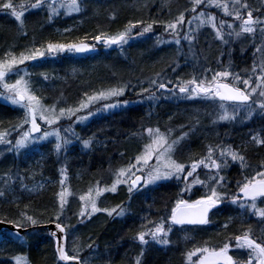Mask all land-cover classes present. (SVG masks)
<instances>
[{
	"label": "trees",
	"instance_id": "16d2710c",
	"mask_svg": "<svg viewBox=\"0 0 264 264\" xmlns=\"http://www.w3.org/2000/svg\"><path fill=\"white\" fill-rule=\"evenodd\" d=\"M13 2L19 4L21 0ZM32 2L34 3V0ZM179 5V11L169 10L177 9ZM250 5H258V2H250L249 7L254 9ZM190 6L191 3L187 4V0H83L81 12L67 16L61 12L51 21L43 8L28 10L23 17V29L10 13L0 11V20H3L0 21L2 37L6 31L3 23H10L12 27L9 34L13 35V39L15 36L29 39L28 46L24 42L15 47L19 42L13 40L9 46L2 43L4 47H15L11 50L16 54L33 47H46L48 42H91L94 35L100 32L116 34L129 22L143 21L147 24L156 21L152 30L142 36L136 35L141 31L138 24L132 32V39L122 46L105 47L101 44L98 51L90 55H75L69 52L57 56L46 55L38 58L40 65L32 66L31 61H26L20 66L33 69L27 78L34 79V86L36 82H40L36 90L37 96L41 97L43 104L47 102L46 97L48 102L55 103L57 109L76 107L85 93L92 94L125 84L128 85L125 94L118 99L129 103H121L119 107L98 118L77 124H73L75 118L63 120L69 122L66 125H69L76 135L72 137L73 143L58 155L53 150L54 147L52 148V142H35L18 153L10 151L8 146L7 149H1L0 145V191L4 192V195L0 196V219L16 224L21 221V213H26L37 220L35 225L54 220L59 207L57 194L61 190L58 164L62 162L67 169L66 184L72 195L59 222L63 223L67 230L78 231L74 236L83 244L79 256L85 264H136L134 256L138 254L141 256L140 264H186L185 253L194 247L203 246L205 242L219 246L227 237L241 234L248 228L252 229L254 237L264 233V220L225 200L211 212L209 224L182 227L190 231V238L185 239L186 236H182L181 227L173 226L167 236L168 244H161L146 237L149 242L141 245L134 237L142 230L141 225L146 223V219L158 221L170 214L183 186L176 180L175 185L163 183L148 190V194L134 190L125 195L127 185L118 186L115 193H104L103 197L107 198L108 202L100 208L122 205L126 209L122 217L108 216L104 212L81 217V205L73 210L68 209L71 199L84 194L90 186L97 183L98 178L109 179V182L99 181L101 186L111 185L110 178L115 170L133 160L146 143L139 142L138 138L142 130L148 127H158L162 132L171 129L173 139L180 136V130L194 132L190 138L180 143L175 154V158L184 163H189L190 158L203 156L208 145L217 144L231 145L240 151L252 168H258L264 162V145H257L251 139L252 135L257 133L264 138V113H256L251 119L243 121L218 120L219 110L214 109L218 101L177 98L165 95L156 86L150 88V93H154L156 99H148L149 93H142V89L150 87V81L153 79L167 82L168 86L175 89L178 81H187L197 76L193 63L179 60L177 49L166 44V36L169 33H166L164 28L165 23L174 20ZM207 11L219 15L215 8ZM188 15L186 13V18ZM26 22L36 26L34 33V27L28 29ZM36 23H42L41 30ZM206 30L208 33L203 44L199 45L200 52L197 51V54L208 68V76L224 70L229 64L232 69L240 71L241 75L245 70L250 72L253 64H249L247 58L255 51V41L249 37L233 40L231 49L221 47L224 56L218 59L220 44L212 34L211 28L207 27ZM158 36H162L160 39L165 42L159 43ZM6 51L8 50L0 49V57ZM254 57L258 58L260 55L256 54ZM47 63H55L56 66L50 67ZM49 81H52L53 86H47ZM169 81L171 83H168ZM109 102L115 103L116 98ZM229 105L232 111L231 103ZM101 107L102 104L97 103L90 106L89 110L93 109L92 112H95ZM23 115L19 106L0 97V130L10 129L12 125L20 123ZM80 115H83V111ZM56 126L62 127V122L59 121ZM17 135V132H12L9 139L14 143ZM89 138H92V143L85 148L82 141ZM199 174L200 177L206 178L205 171ZM223 174L226 183L222 190L231 195L237 190L236 181L242 178L239 163L230 162ZM6 178L7 184L4 183ZM88 183L92 185L85 187ZM204 192V188L196 185L192 192L184 194L183 198L193 200ZM78 203L80 204V201ZM262 206L264 204H261ZM226 223L229 225L227 229L223 227ZM27 226L31 224H25L24 227ZM14 234L9 229L0 233V264H14L12 258L18 254L26 255L29 264H62L57 260L54 241L46 227L34 226L24 232L21 235L23 241L14 239ZM69 236L71 240L70 233ZM74 244L70 242L72 248ZM94 251L96 255L90 258L91 252ZM233 252L236 258L246 259L244 253Z\"/></svg>",
	"mask_w": 264,
	"mask_h": 264
},
{
	"label": "snow or ice",
	"instance_id": "6c2138e0",
	"mask_svg": "<svg viewBox=\"0 0 264 264\" xmlns=\"http://www.w3.org/2000/svg\"><path fill=\"white\" fill-rule=\"evenodd\" d=\"M83 0H21L19 4L13 0H0V11L10 13L11 16L19 23L21 29L24 27L23 17L28 10L45 8L48 13V19L59 16L61 11L64 15H71L82 11ZM191 8L185 9L174 20L164 24L166 32L174 38V42L179 45L181 42L180 33L183 31L185 23L189 25L188 31L184 32L183 39L191 44L195 38V32L201 27H210L214 33L215 39L227 45L233 40L240 39L245 36L255 38L257 32L264 38V20L254 17L253 10L249 7L246 0H190ZM215 8L223 13L225 17L232 18L229 22L225 19H218L215 14L207 9ZM199 9V11H198ZM186 13L189 14L186 18ZM114 18V14H113ZM143 21L135 23L129 22L122 31L110 35L100 32L94 35L92 40L102 43L105 47L112 45H124L132 39V32L139 24L141 31L137 32V36H142L152 30L153 24ZM196 24V29H192L191 25ZM238 28V30H237ZM69 31V29H65ZM159 43L165 41L157 38ZM94 45L88 43H53L48 42L45 46L33 47L27 51L16 54L12 50L6 51L0 57V95H5L13 105L19 106L23 110L22 121L12 125L10 129L0 130V144L8 146L9 150L17 153L36 141L47 140L49 137H55L53 150L59 154L67 149L71 143L67 136L62 135L76 133L71 127L60 129L56 127L62 118L72 119L75 122H81L88 119L94 113L90 111V106L101 103L102 107L97 111H108L117 108L123 103L127 105L129 101H120L118 98L125 94L128 85H117L104 90L96 91L92 94L85 93L76 107L59 108L56 105L45 106L41 97L37 96L31 86L30 79L27 77L29 73L21 69L19 66L24 65L26 61H35L46 55L54 56L59 53L67 52H86L92 50ZM254 55L259 54L260 59L254 60L250 70H245L244 74L231 71L229 64L222 71L214 72L211 79L204 75L202 77L194 76L187 81H178L175 87L180 94L187 98L203 97L214 102H219L218 120L235 121L249 120L257 111L264 113V39L259 45H255ZM209 70H205L207 72ZM23 72V75H21ZM15 75L18 78L13 83L7 82V78ZM159 77L160 74L158 73ZM47 78V77H45ZM168 83H171L169 81ZM156 86L159 89H166L167 84L153 79L150 81V87L142 89V93H149L148 99H156L154 93H150V88ZM116 98L115 103L109 101ZM225 102H231L232 111L228 110ZM84 110H89L87 116L79 115ZM38 121H42L52 130H44L42 132L41 125ZM25 126L26 130H25ZM12 132H17L15 142L9 137ZM41 135H34L40 134ZM142 138H146L147 142L143 144L140 152L130 160L126 166L120 167L113 173L111 185L101 186L100 182L94 186H90L87 191L79 196L81 207L79 216H91L94 213L104 212L108 216H124L126 209L122 205H116L112 208L98 207V199L106 192L115 193L118 186L127 185L128 192L132 193L139 186H147L156 184L159 181L176 180L181 182L183 186L178 193V198L174 206L170 210V214L161 217L158 221L147 220L141 225V231L135 235V239L141 245H146L149 241L146 237L161 244H168L167 236L175 225H207L210 223L209 214L221 205L225 200L238 206L239 209L246 211L250 215L264 220V162L258 168H252L246 161L244 155L240 151L232 148L231 145L217 144L208 145L205 154L199 158H190L189 163L181 162L175 158V154L181 141L187 136L183 133L181 136L172 139L171 129L162 132L158 127H148L140 133ZM252 141L257 145H264V138L259 133L252 135ZM85 148L92 143V138L82 141ZM231 163H239L242 178L236 181L237 190L229 195L223 191L226 183V177L221 172L228 168ZM199 169L206 170V178L200 179ZM67 169H60L61 179L59 184L58 201L59 207L54 217L55 228L66 238V226L57 222L60 221L65 205L68 203V197L72 195L66 181ZM139 173V174H138ZM8 183V178L4 180ZM199 185L205 189L204 194L195 200L184 199L186 193H191L194 186ZM4 192L0 191V196ZM25 224L35 225L37 220L33 216L21 213V222H16V228L20 229ZM225 229L229 227L226 223L223 225ZM52 237H57L58 233L53 231L50 233ZM14 239L23 241L24 238L19 232L14 234ZM187 239V237H185ZM91 247V245H89ZM58 262L62 264H85L80 259L79 249L73 247L71 254L67 250L62 240H57L55 249ZM233 251L242 252L246 255V259L241 260L235 258ZM14 264H29L28 257L24 254H18L13 258ZM186 264H264V233L259 237H254L252 229L248 228L241 234L227 237L222 245H209L207 242L203 246L194 247L185 253ZM136 264H140L137 258Z\"/></svg>",
	"mask_w": 264,
	"mask_h": 264
},
{
	"label": "rangeland",
	"instance_id": "374dc122",
	"mask_svg": "<svg viewBox=\"0 0 264 264\" xmlns=\"http://www.w3.org/2000/svg\"><path fill=\"white\" fill-rule=\"evenodd\" d=\"M162 1V0H161ZM134 2H138V0H134ZM250 2H258V5H250L251 7H254V9L252 8V10H253V15H254V17H258L259 19H261V20H264V0H250ZM250 2H248L247 4L249 5L250 4ZM188 3H190V0H187V4ZM190 8H191V6H190ZM181 9V6L179 5V8H177V9H174V8H171V9H169L170 11H175V10H180ZM44 12H47V10L45 9V8H43L42 9ZM212 11H213V9H212ZM215 11H217L218 13H219V15L221 14L220 12H219V10H217V9H215ZM61 12H63V11H61ZM216 15V14H215ZM219 15H216L217 16V18L218 19H225V17H222V15H223V13L219 16ZM225 20H228L229 22H231L232 21V18H230V17H227ZM0 21H3V20H0ZM1 24L2 23H0V26H1ZM10 23H7V24H4L3 23V25H5L6 26V31H5V33H4V36L2 37V35L0 34V49H5V50H11V49H14L15 47H18V46H20L22 43H26L27 44V46L29 45V39H28V37H26V38H21V37H18V36H15L14 37V39H13V35H11V34H9V31H10V28L12 27L11 26V24L9 25ZM37 24V27H39V30H41L42 29V27H43V25H42V23H36ZM25 25L28 27V29L29 28H32V27H34V29H33V32L32 33H34V30H35V28H36V26L34 25V24H32V23H30V22H26L25 23ZM188 28H189V25L187 24V23H185V26H184V29H183V31L180 33V36H181V42H180V44L179 45H177L175 42H174V38H173V36L170 34V32H166V33H169L167 36H166V44H168V45H172L173 47H175L176 49H177V52H178V54L180 55L179 56V60H181V61H183V60H185V61H188V63L189 62H191V63H193V67H195V69H197V77H202V76H204V75H207V72H205V70H207L208 68L206 67V65L204 64V63H202V61H200V59H199V56H198V52H200V50H199V45H202L203 44V42H204V39H205V36H206V34L208 33V31L206 30V28H207V26H205V27H201L198 31H196L195 32V38H194V40H193V42L191 43V44H189V42L187 41V40H184L182 37H183V34H184V32H187L188 31ZM191 28L192 29H196V24L194 23V24H192L191 25ZM210 28V27H209ZM237 30H238V28H237ZM211 31H212V29H211ZM14 33V32H13ZM24 33V32H23ZM212 34L214 35V33L212 32ZM132 36H134V35H132ZM159 37V36H158ZM157 37V38H158ZM162 37V36H161ZM161 37H159V38H161ZM245 37H249V36H245ZM249 39H251L253 42L255 41V45H259L260 43H261V41H262V39H264V38H262L260 35H259V31L257 32V35H256V37L255 38H253V37H249ZM12 40L13 41H15V42H19L15 47H13V46H11V47H4V45H2V43H4L6 46H9L10 44H11V42H12ZM217 40V39H216ZM35 41V40H34ZM86 41H88L89 42V40H86ZM130 41V40H129ZM14 42V43H15ZM90 43H93V44H95L94 43V41H91ZM218 43L220 44V53H219V55H218V59H220L222 56H224L223 55V52H222V49H221V47H228L229 49H231L233 46V44H227V45H225V44H223L222 42H220V41H218ZM212 46H214V44L213 43H210ZM206 45H207V43H206ZM198 48V49H197ZM197 49V50H196ZM198 51V52H197ZM255 52V51H254ZM254 52H251V54H249L248 55V62H250L249 64H253V62H254V60H259L260 59V57H258V58H256V57H254ZM65 53H67V51L65 52ZM71 53H74V52H71ZM75 54V53H74ZM140 56H142L141 54H140ZM184 63H187V62H184ZM220 63V62H219ZM48 64V66H50V67H54V66H56V64L55 63H47ZM218 64V63H217ZM217 64H214L215 66H217ZM37 65H40V60L39 59H37L36 61H34L33 63H32V66H37ZM220 65H221V63H220ZM20 67V66H19ZM21 69H24V70H26L27 71V73H31V71L33 70V69H30L29 68V66H22V67H20ZM221 68V67H220ZM231 71H233V72H235V73H240V71H237V70H234V69H232L231 68ZM249 74H251V72H249ZM21 75H23V72H21ZM207 77L209 78V79H211V77L210 76H208L207 75ZM18 77L16 76L15 78H11V77H8L7 78V82H9V83H13L14 81H15V79H17ZM30 82H31V86H32V89H33V91H34V93L37 95V88H39V85L38 84H40V82H36V86H34L33 84L35 83V81H34V79H30ZM52 81H49V85H47V86H49V87H51V86H53V83H51ZM166 84H167V82H166ZM160 90H162L163 91V93L166 95V94H168V95H171V96H173V97H177V98H182V97H185L183 94H180L179 93V91H178V89L177 88H173L172 86H168L167 85V88L166 89H160ZM1 92H2V89H1ZM0 97H1V99H3L4 101H6V102H9V103H11L9 100H7L6 98H5V95H0ZM187 98V97H186ZM185 98V99H186ZM45 99H46V103L44 104L45 106H50V105H54L55 103H52V102H48V100H47V98L45 97ZM184 99V100H185ZM190 99H197V100H210V99H206V98H203V97H193V98H190ZM55 102V101H54ZM218 105H216V107L214 108L216 111H218L219 110V103H217ZM122 105H123V103H122ZM99 106V105H98ZM225 106L226 107H228V110L230 111V105L229 104H227V103H225ZM115 109V108H114ZM93 110V109H92ZM91 110V111H92ZM111 110H113V109H110V110H108V111H95V112H93L94 114L92 115V116H90V117H88V119H86V120H91V119H93V118H98L99 116H102V115H104V114H106V113H108L109 111H111ZM87 112L88 111H83V115L84 116H87ZM257 113H259V111H257ZM81 113H79V115H80ZM73 118H75V117H73ZM65 119H67V118H62L61 120H60V122H62V127H59L60 129H67V125L66 124H68L69 122H64L63 120H65ZM86 120H83V121H81V122H84V121H86ZM39 123H40V125H41V128H42V132L44 131V130H48V131H51L52 129L49 127V126H47V125H45L42 121H38ZM64 122V123H63ZM80 123V122H79ZM73 124H77V122H75V120L73 121ZM56 127H58V126H56ZM180 128H182V126H180ZM42 132L40 133V134H36V135H41L42 134ZM183 133H187V136L184 138V139H186V138H190L191 136H192V133H194V132H191V131H189V130H180V136L183 134ZM173 134V133H172ZM171 134V135H172ZM62 135H65V136H67V139L68 140H70L71 141V143L70 144H72L73 143V141H72V137H73V135L69 132V133H65V132H63L62 131ZM172 138V137H171ZM173 139V138H172ZM43 141H46V142H52L53 143V145H52V148L54 147V144H55V137H49L47 140H43ZM43 141H36V143H41V142H43ZM138 141L139 142H144V141H146L147 142V140H146V138H142L141 136H139V138H138ZM183 141V140H182ZM181 141V142H182ZM35 143V142H34ZM32 144V143H31ZM69 144V145H70ZM1 145V149H7V146H5V145H2V144H0ZM68 145V146H69ZM180 145H178V147H179ZM28 147V146H27ZM58 155V154H57ZM59 166H58V168H59V174H60V169L61 168H65L64 167V165H63V163L62 162H60L59 164H58ZM202 171H205V173H206V170H201V169H199L198 170V172L200 173V172H202ZM224 173V170L221 172V175H224L223 174ZM139 174V173H138ZM199 176H200V174H199ZM200 179H205V178H202V177H200ZM110 180H113V176L110 178ZM98 181H103V182H105V181H107V182H109V179H105V178H98ZM175 180L173 179V180H165V181H159V182H157L156 184H151V185H147V186H139L138 187V189L137 190H141V191H143L144 192V194L145 193H147V191L149 190L150 191V189H152V188H154V187H159V186H161V184H163V183H167V185H169V186H173V185H175L174 182ZM90 185H92V184H90V183H88V184H86L85 185V187H88V186H90ZM120 186H123V184L122 185H120ZM119 186V187H120ZM168 190V189H167ZM205 190V189H204ZM117 191H118V189H117ZM148 191V193H150ZM168 192H169V190H168ZM147 193V194H148ZM170 193V192H169ZM70 197L71 196H69L67 199H68V202H70ZM195 200V199H194ZM80 200H79V197H76V198H72L71 199V203H70V206L68 207V209H71V210H73V208H76V207H78V206H80L81 205V202H80V204L78 203ZM59 202V201H58ZM108 202V199L107 198H105V197H103V195L98 199V207H101L102 205H105L106 203ZM260 206H261V204H260ZM262 207H264V206H262ZM18 222H21V221H18ZM182 229V236L184 237V236H186L187 238H190V236H191V233H190V231L189 230H186V229H184V228H181ZM68 231V233H70L71 235H72V242H73V244L75 245H73V247H76V248H78L79 249V251H80V249H82V246H83V244H81L80 243V241H79V239L76 237V236H74V234H76V233H78V231L77 230H73V229H70V230H67ZM70 238V237H69ZM82 245V246H81ZM69 247H70V249L72 248L70 245H69ZM84 248V247H83ZM87 249H88V251H89V247H87ZM90 251H91V249H90ZM155 252V251H154ZM94 255H96V251H94V252H91V255H90V258H92ZM89 257V256H88ZM140 255L138 254V255H135L134 256V258L137 260V258H139L140 259ZM95 260V259H94ZM135 261V260H134Z\"/></svg>",
	"mask_w": 264,
	"mask_h": 264
},
{
	"label": "water",
	"instance_id": "95a60500",
	"mask_svg": "<svg viewBox=\"0 0 264 264\" xmlns=\"http://www.w3.org/2000/svg\"><path fill=\"white\" fill-rule=\"evenodd\" d=\"M80 43V42H78ZM84 43H88V42H84ZM99 43V42H97ZM90 44V43H88ZM92 45V44H90ZM96 50L95 47H93L92 50L90 51H86V52H77L79 54H90V53H93L94 51ZM16 224H14L13 222H10V221H7V220H4V219H0V232L2 230H5V229H9V230H12L14 231L15 233L19 232V235L23 234L25 231H28L29 229L33 228L34 226H41V227H46L49 231V233L53 232V231H56L58 233L57 237H53L54 238V248L56 249V245H57V240H62L65 248L67 249V236L66 238H63L62 237V234L59 233V231L55 228V222L53 221H50L48 223H45V224H38V225H34V226H28V227H22L20 229H17ZM57 255V253H56Z\"/></svg>",
	"mask_w": 264,
	"mask_h": 264
},
{
	"label": "bare ground",
	"instance_id": "6f19581e",
	"mask_svg": "<svg viewBox=\"0 0 264 264\" xmlns=\"http://www.w3.org/2000/svg\"><path fill=\"white\" fill-rule=\"evenodd\" d=\"M128 187L125 189V195H128Z\"/></svg>",
	"mask_w": 264,
	"mask_h": 264
}]
</instances>
